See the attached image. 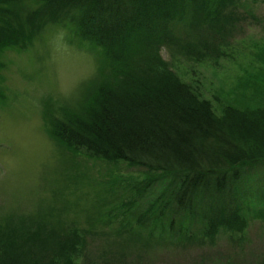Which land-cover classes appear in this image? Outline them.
Segmentation results:
<instances>
[{
  "label": "trees",
  "instance_id": "1",
  "mask_svg": "<svg viewBox=\"0 0 264 264\" xmlns=\"http://www.w3.org/2000/svg\"><path fill=\"white\" fill-rule=\"evenodd\" d=\"M230 2L0 0V47L59 26L100 51L98 77L78 106L56 104L47 131L66 147L159 174L163 189L137 223L147 229L162 216L157 236L182 243L212 242L220 230L241 233L248 185L257 199L264 196V182L256 180L264 164V105L225 104L215 113L160 54L165 47L194 60L217 56L228 22L219 8ZM24 226L0 227V264H72L81 242L76 230Z\"/></svg>",
  "mask_w": 264,
  "mask_h": 264
},
{
  "label": "rangeland",
  "instance_id": "2",
  "mask_svg": "<svg viewBox=\"0 0 264 264\" xmlns=\"http://www.w3.org/2000/svg\"><path fill=\"white\" fill-rule=\"evenodd\" d=\"M219 9L228 22L217 56L194 60L165 47L160 54L215 113L225 104L264 105V0H233ZM60 31L67 32L66 41L57 39ZM99 54L59 26L43 28L27 43L0 47V227L39 223L76 230L81 242L72 264H264V196L257 199L250 185V201L242 204L244 231L220 230L212 242L182 243L177 236H157L162 216L154 215L147 229L137 223V214L153 208L163 189L159 174L90 156L51 137L48 117L54 108L59 113L56 104L79 105L104 67ZM258 169L256 180L264 182V164Z\"/></svg>",
  "mask_w": 264,
  "mask_h": 264
},
{
  "label": "clouds",
  "instance_id": "3",
  "mask_svg": "<svg viewBox=\"0 0 264 264\" xmlns=\"http://www.w3.org/2000/svg\"><path fill=\"white\" fill-rule=\"evenodd\" d=\"M68 38V34L66 31H60L57 34V39L61 40V41H66V39Z\"/></svg>",
  "mask_w": 264,
  "mask_h": 264
}]
</instances>
